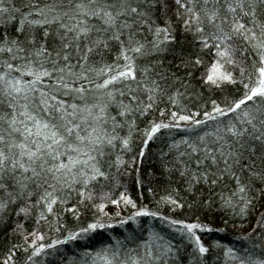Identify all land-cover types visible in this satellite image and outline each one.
Here are the masks:
<instances>
[{
	"label": "snow or ice",
	"instance_id": "1",
	"mask_svg": "<svg viewBox=\"0 0 264 264\" xmlns=\"http://www.w3.org/2000/svg\"><path fill=\"white\" fill-rule=\"evenodd\" d=\"M0 234V264H264V0H0Z\"/></svg>",
	"mask_w": 264,
	"mask_h": 264
},
{
	"label": "trees",
	"instance_id": "2",
	"mask_svg": "<svg viewBox=\"0 0 264 264\" xmlns=\"http://www.w3.org/2000/svg\"><path fill=\"white\" fill-rule=\"evenodd\" d=\"M148 163L149 162H147V161L145 162V170L146 171H152V169L150 167H148ZM153 223H156V222L152 221L151 218H148L146 221L145 227H149ZM217 226L223 227L224 225L222 222H220ZM227 228H228V230L225 233L215 232V233L204 234V239L208 242H212V241H215L216 239L223 236L224 237V240H223L224 243H230L233 246H239V241L237 240V237L235 234L236 231H239V228L234 229L231 222L228 224ZM122 232H124L123 229H118L116 232L111 233V235L118 236L119 238L122 239L123 237L120 236V233H122ZM125 234H127V233H125ZM144 235H147V233H144ZM0 242H2V234H0ZM97 247H99V244H97ZM0 250H2V248H0Z\"/></svg>",
	"mask_w": 264,
	"mask_h": 264
}]
</instances>
